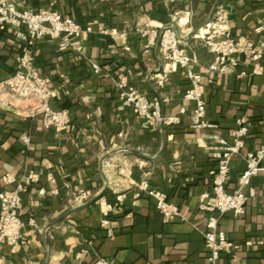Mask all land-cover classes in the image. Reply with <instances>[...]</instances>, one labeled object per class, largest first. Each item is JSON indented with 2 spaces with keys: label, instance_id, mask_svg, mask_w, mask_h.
<instances>
[{
  "label": "crops",
  "instance_id": "crops-1",
  "mask_svg": "<svg viewBox=\"0 0 264 264\" xmlns=\"http://www.w3.org/2000/svg\"><path fill=\"white\" fill-rule=\"evenodd\" d=\"M11 1L18 8L59 11L82 27L92 26V32L75 40L82 44L81 52L60 50L58 41L48 37L37 41L35 65L49 86L59 89L60 98H51L50 105L68 109L67 130L45 129L39 117L28 116L32 98L9 94V104H0V190L4 173L20 180L33 169L40 177L21 193L22 240L14 254L0 244L3 264H92L95 255L113 264H204L208 250L202 232L209 212L198 203L211 190V152L220 138L232 139L235 119L245 118L244 147L229 163L226 188L231 191L245 167L244 153L264 145V74L240 76L249 70L243 62L227 72L207 71L213 54L193 33L222 4L233 36L260 41L264 37L254 29L264 25V0ZM146 23L156 29L172 27L181 47L196 54L193 70L202 73L205 117L213 127H191L193 105L183 97L188 81L181 69L165 71V81L157 85L164 59L158 43L136 31ZM12 32V27L0 29V80L14 71L23 48ZM110 32H123L125 38ZM262 62L264 66V55ZM121 77L148 97L159 98L162 111L178 115L179 123L144 129L141 117L119 98L116 82ZM22 133L29 136L27 145ZM258 171L250 181L255 195L247 198L245 213L218 218L227 238L239 244L235 253L246 264H264V159ZM141 180L165 191L180 215L164 223L153 197L135 195ZM80 190L91 196L77 203ZM117 194L122 200L110 216L114 235L107 237L95 201L99 196L113 201ZM82 247L89 253L77 259ZM220 256V264H231L229 256Z\"/></svg>",
  "mask_w": 264,
  "mask_h": 264
},
{
  "label": "built area",
  "instance_id": "built-area-1",
  "mask_svg": "<svg viewBox=\"0 0 264 264\" xmlns=\"http://www.w3.org/2000/svg\"><path fill=\"white\" fill-rule=\"evenodd\" d=\"M178 0H169L175 3ZM227 9L218 4L212 16L194 33L193 37L200 39L210 54H213L211 63L206 66L207 71L227 72L229 68H236L242 62L249 70L241 71L240 76L264 74L263 55L264 39L253 41L247 38H237L232 35L229 25ZM13 28V35L23 43L21 52L16 56L14 71L7 78L0 80V104H9L5 95H15L23 99L32 98L34 104L26 109L28 116H37L45 129L57 132L69 128L70 114L68 109H53L51 98H60L58 88H51L48 79L41 76L35 65V49L41 37L57 40L60 50L71 49L82 51V44L76 39L87 37L92 32V26L82 27L75 19L63 15L59 11L46 8L34 9L30 7L18 8L11 0H0V29ZM264 25L257 26L254 31L264 37ZM136 31L141 37L146 36L149 43H158L159 53L164 59L163 71L159 74L157 82L161 86L166 79L167 70L181 69L188 81L184 92V99L193 105L190 116L191 127L210 128L214 126L205 117L206 105L204 101V88L201 82L202 73L193 70L196 54H188L180 45L177 31L172 27L163 26L158 29L149 23L138 27ZM114 38H125V33L110 32ZM95 70L97 64H93ZM118 95L122 104L131 107L133 112L141 117L142 127L156 128L157 126H170L179 123L178 115H167L162 111L161 100L150 98L141 93L126 77L116 82ZM183 111V109H182ZM235 127L230 129L231 140L219 139L218 146L211 152L214 166L208 171L211 177L210 192H204L198 206L209 212L202 232L204 246L208 250L207 261L204 264H220L221 254L230 257L231 264H246L235 251L239 244L227 238L224 230L218 223L219 215L233 213L241 216L245 213V202L249 196L255 195V189L250 185L252 177L258 174L260 164L264 159V145L245 154V167L239 175L236 186L229 191L226 188L230 180L229 163L231 157L241 152L247 134V121L243 117L235 119ZM23 144L29 143L26 133L20 135ZM3 188L0 190V244L5 246L9 253L14 254L20 247L22 240V220L19 209L22 203L21 193L39 180L38 173L33 169L18 180L10 173L2 175ZM138 196L141 192L148 193L154 198L155 208L162 216V221L179 216V207L167 200V193L152 187L148 180H141L137 184ZM247 189V192H245ZM88 190H80L74 197L77 203L89 199ZM122 195L117 194L114 200L106 196L97 197L95 203L99 210V225L104 228L105 236L114 235V226L111 223V213L118 207ZM215 212L218 213L215 215ZM251 240L247 243L250 244ZM89 253L87 247L76 252L75 257L80 259ZM3 254L0 251V264H3ZM92 264H113L109 258L95 255Z\"/></svg>",
  "mask_w": 264,
  "mask_h": 264
},
{
  "label": "water",
  "instance_id": "water-1",
  "mask_svg": "<svg viewBox=\"0 0 264 264\" xmlns=\"http://www.w3.org/2000/svg\"><path fill=\"white\" fill-rule=\"evenodd\" d=\"M140 156H142V157H144V158H146V157H148V158H153V157H149V156H145V155H143V154H139Z\"/></svg>",
  "mask_w": 264,
  "mask_h": 264
}]
</instances>
